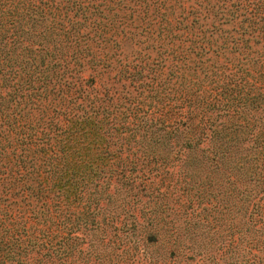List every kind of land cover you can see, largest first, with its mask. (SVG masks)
Masks as SVG:
<instances>
[{
    "label": "trees",
    "instance_id": "trees-1",
    "mask_svg": "<svg viewBox=\"0 0 264 264\" xmlns=\"http://www.w3.org/2000/svg\"><path fill=\"white\" fill-rule=\"evenodd\" d=\"M183 149L240 183L167 228ZM170 263L264 264V0H0V264Z\"/></svg>",
    "mask_w": 264,
    "mask_h": 264
},
{
    "label": "rangeland",
    "instance_id": "rangeland-1",
    "mask_svg": "<svg viewBox=\"0 0 264 264\" xmlns=\"http://www.w3.org/2000/svg\"><path fill=\"white\" fill-rule=\"evenodd\" d=\"M189 152L188 161H184L183 155L187 153V150H184L181 155L183 163L174 159L172 166H167L165 174L150 182L147 180L144 184L145 194L150 193L147 197L157 200L156 203L160 204L164 211L163 215L166 216L163 226L167 228L182 227L184 219L192 224L198 217L205 216L209 220L212 216H219L224 211L225 201L235 199L230 197L234 192L229 189V185H232V182L235 185L240 183L234 177L226 175L229 164L223 163V166H219L207 162L198 166L193 162L195 152ZM150 204L152 202H149ZM147 209L148 207L145 210ZM200 223H204L202 218Z\"/></svg>",
    "mask_w": 264,
    "mask_h": 264
}]
</instances>
